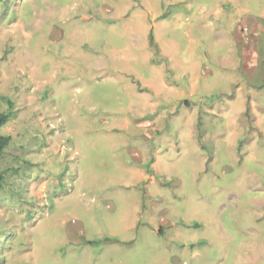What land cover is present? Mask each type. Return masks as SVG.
<instances>
[{"label":"rangeland","instance_id":"rangeland-1","mask_svg":"<svg viewBox=\"0 0 264 264\" xmlns=\"http://www.w3.org/2000/svg\"><path fill=\"white\" fill-rule=\"evenodd\" d=\"M0 264H264V0H0Z\"/></svg>","mask_w":264,"mask_h":264},{"label":"trees","instance_id":"trees-1","mask_svg":"<svg viewBox=\"0 0 264 264\" xmlns=\"http://www.w3.org/2000/svg\"><path fill=\"white\" fill-rule=\"evenodd\" d=\"M10 116H11L10 111L0 113V127L5 125L9 121ZM10 139H11L10 135L0 134V156L4 153V150L6 146L9 144ZM3 179L4 176L3 174L0 173V184L2 183Z\"/></svg>","mask_w":264,"mask_h":264}]
</instances>
